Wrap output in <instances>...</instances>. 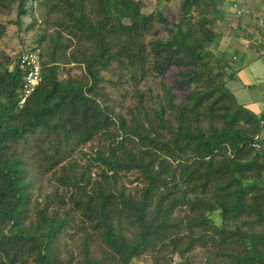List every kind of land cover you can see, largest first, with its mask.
Returning a JSON list of instances; mask_svg holds the SVG:
<instances>
[{"label":"trees","instance_id":"obj_1","mask_svg":"<svg viewBox=\"0 0 264 264\" xmlns=\"http://www.w3.org/2000/svg\"><path fill=\"white\" fill-rule=\"evenodd\" d=\"M217 1L179 0L171 22L137 0H0L7 14L15 4V26L31 17L27 30L38 11L41 32V80L21 106L23 71L0 52V264H264V151L252 146L264 124L227 88L225 51L211 50ZM70 65L79 74L62 77ZM112 66L134 87L173 80L160 97L135 91L126 120L101 86ZM28 139L50 185L42 205L19 150ZM86 144L79 164L72 151ZM126 174L139 189L118 185Z\"/></svg>","mask_w":264,"mask_h":264},{"label":"rangeland","instance_id":"obj_2","mask_svg":"<svg viewBox=\"0 0 264 264\" xmlns=\"http://www.w3.org/2000/svg\"><path fill=\"white\" fill-rule=\"evenodd\" d=\"M141 2V12L147 14L153 11L160 12L168 21L175 22L178 19L179 15V0H137ZM264 1V0H263ZM250 2V3H249ZM256 0H218L217 6L220 10V21L215 28L217 32L222 34V38L219 43L211 50L220 52L226 50L225 58L228 60L229 64L233 62V58H231L228 53V49L230 46L239 39L242 34L241 30H236V19L243 18L242 22H244L245 9L243 6L248 7V4H251V8H255ZM26 7L29 9V3L26 2ZM249 8V7H248ZM32 11V10H31ZM34 18L37 19V23L30 30H27L28 24L31 21V17L29 15L23 16L20 18V24L15 26L13 22L15 21V4L12 6V10L10 13L0 12V23H2L5 27V31L3 36L0 39V52L2 54L7 55L11 60L12 64L15 63L16 57L18 54L24 50H29L33 48H37L35 43L37 36L41 33L40 28L37 27L39 12L34 11ZM241 20V19H240ZM260 23V22H259ZM243 24V23H242ZM155 37L163 38L166 36L163 27L160 25H155L154 28ZM234 34V35H232ZM231 37L230 42H228V38ZM150 38V37H148ZM243 38H240L242 40ZM231 43V44H230ZM40 50V49H38ZM69 71L71 75H78L80 70L77 67L63 66L60 70V74L63 77L64 73ZM120 72L112 66L108 71L102 72L100 76L103 78V83L101 86L103 87V91L107 94V105L111 108L114 116H122L126 120L129 119L128 111L134 113V108L136 107V98L134 92H151L152 95L161 96V88L160 85L164 84L165 87H170L171 81L173 80V73L170 71L163 75L162 77H147L143 82L139 83L134 87L130 82L124 81L123 78L119 79ZM225 73L229 74V70H225ZM222 80L225 82L226 78L223 77ZM227 86V82H225ZM241 95L234 97L236 102L239 100ZM238 103V102H237ZM143 105L146 107H150V99L144 94ZM21 106V105H20ZM174 123V122H172ZM174 125V124H173ZM263 131V130H262ZM260 139L264 140V132H261L259 135ZM40 145L39 143H35L34 140L28 139L26 145L19 146V150H21V154L23 159L27 165V174L30 175L34 182V187L37 188L39 186V200L41 201L45 195L49 194L50 185L46 182V174L42 173L39 168H37V164L39 163L40 155L37 154L36 146ZM95 146V144H86L83 146H78L76 149L72 151L73 158L82 164L84 159L82 157L83 154L90 153L91 147ZM258 150L264 151V141L258 147H255ZM134 174H126L125 176L119 179L118 185L123 186L125 191L133 192L135 189L140 188V184L138 181H135ZM36 195V194H35ZM40 205V206H41ZM73 247V243L70 242L69 248ZM163 256V254H161ZM160 258V255L158 256ZM163 259L160 261L162 264L164 262ZM172 264H175L179 261V258L176 255L171 257ZM191 264H201L202 261L199 260V257H196L194 254L193 259H191ZM155 255H144L139 258L132 259L130 264H156Z\"/></svg>","mask_w":264,"mask_h":264},{"label":"crops","instance_id":"obj_3","mask_svg":"<svg viewBox=\"0 0 264 264\" xmlns=\"http://www.w3.org/2000/svg\"><path fill=\"white\" fill-rule=\"evenodd\" d=\"M249 5V8L243 6L247 14L244 22L243 18L236 19L235 29L242 31L244 36L240 38L243 39L235 38L227 50L233 58V62H228L232 77L227 81V88L234 97L241 95L237 102L261 116L264 124V1L256 0L255 8Z\"/></svg>","mask_w":264,"mask_h":264},{"label":"built area","instance_id":"obj_4","mask_svg":"<svg viewBox=\"0 0 264 264\" xmlns=\"http://www.w3.org/2000/svg\"><path fill=\"white\" fill-rule=\"evenodd\" d=\"M261 22V21H260ZM18 68L23 71L18 105H22L41 80V67L35 50H24L16 57ZM258 147L257 145H252Z\"/></svg>","mask_w":264,"mask_h":264}]
</instances>
